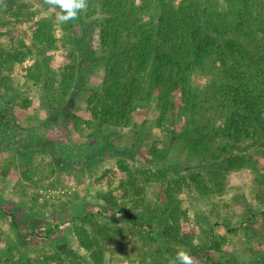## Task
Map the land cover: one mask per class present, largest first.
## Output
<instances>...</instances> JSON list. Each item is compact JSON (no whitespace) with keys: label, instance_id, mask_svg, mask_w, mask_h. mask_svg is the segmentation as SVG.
Segmentation results:
<instances>
[{"label":"rangeland","instance_id":"rangeland-1","mask_svg":"<svg viewBox=\"0 0 264 264\" xmlns=\"http://www.w3.org/2000/svg\"><path fill=\"white\" fill-rule=\"evenodd\" d=\"M141 1L125 0L109 17L88 0L78 19L61 24L44 0H0V264H169L181 247H207L193 264L264 260V137L239 144L210 127L233 111L216 93L234 75L211 55L184 77L165 69L164 86L150 75L132 86L122 60L137 44L135 25H157L162 5L169 13L182 5L187 16L233 11L224 37L252 52L246 36L259 28L246 23L263 5L148 0L141 10ZM69 67L76 77L58 106ZM175 79L189 83L187 96L173 90ZM249 86L257 93L258 83ZM231 157L241 170L228 167Z\"/></svg>","mask_w":264,"mask_h":264},{"label":"trees","instance_id":"trees-1","mask_svg":"<svg viewBox=\"0 0 264 264\" xmlns=\"http://www.w3.org/2000/svg\"><path fill=\"white\" fill-rule=\"evenodd\" d=\"M124 1L99 0V4H101L103 10H106V14L111 17L123 11L127 5ZM141 2V10H146L144 4H147L148 0H142ZM241 2L248 8L252 7L255 9L259 8L260 5H263L264 8V0H243ZM161 8L162 12H160L157 25L151 23L146 29L135 25L139 30V33H136L138 36L137 44L126 53L124 58L122 57L123 61L130 62L125 72L126 77H123L126 78L124 80L131 82L133 86L134 82H139L136 76L141 78L150 75L155 78L156 83L158 82L161 84L160 86H164L162 85L161 72L165 69L173 67L175 68L176 76L184 77L182 75L184 70L200 65L207 57L214 55V63H219L223 72H229L234 75L231 80L232 83L224 84L216 93L217 97H219L217 101L221 100V96L226 98L227 101L231 102L233 111L224 119L221 128L216 129L217 127L212 125L210 127L215 130V136L222 134L227 139H233L234 137L239 144L251 141V144L255 146L262 142L261 136L264 137V117L261 104L264 102V68L261 67V63L264 59L260 58L259 62L261 63H259L256 61L255 56L262 53L264 48V43L261 44L264 41V14L260 13L255 18L251 17L246 23L247 27H249L255 21V25L258 24L259 28L256 32L246 36V40L250 41L248 47L252 49L251 52L242 49L241 43L235 41L232 36L229 38L224 37L232 33L229 25H233V18L236 15L231 10L220 14L211 13L208 9H203L201 13L195 12L192 16L189 13L187 16L182 5L178 7L179 12L177 13L166 12L164 5ZM193 20L196 22L190 23ZM239 21L243 22L245 19L242 18ZM106 22L109 26L118 24V27L121 25V22H114L113 19L106 20ZM222 24H226V26L224 25L223 27ZM121 26L125 27L127 25L122 23ZM183 26L189 33L187 37H181V28ZM258 31L259 33H257ZM244 34L241 31L238 36H243ZM130 35L131 37L135 36V33ZM117 36L115 39L119 40L124 35L123 33H118ZM34 37L36 41L40 39V41L48 42V40H45L44 34L37 35L34 33ZM181 39L184 40V43H179ZM186 46L190 48H184ZM253 46L254 48H252ZM223 48H225L224 51ZM12 60L13 62H19L18 57H13ZM253 67L255 71L252 73L249 70H252ZM118 68L121 70L120 66ZM119 75L120 71L116 73V76ZM75 77L76 73L72 67L67 68L61 75L58 85L60 96L55 101L58 106H63L67 102ZM253 82L258 83L257 93H254L249 86V83L252 85ZM176 88H179L184 97L189 94V83L187 84L184 79H175L173 81V90H176ZM224 148H227V146ZM209 156L212 160L217 159L214 153ZM206 158H204V162H206ZM241 161L245 162L242 158ZM239 162L238 157H231L228 167L233 170H241L245 163L239 164ZM206 249L207 247L199 250L194 249L190 251V254L198 257V252ZM212 250L209 246L207 258H209ZM261 262H264V260L256 264H262Z\"/></svg>","mask_w":264,"mask_h":264},{"label":"clouds","instance_id":"clouds-1","mask_svg":"<svg viewBox=\"0 0 264 264\" xmlns=\"http://www.w3.org/2000/svg\"><path fill=\"white\" fill-rule=\"evenodd\" d=\"M44 3L53 9H59L56 18L61 24L78 19L79 13L88 6V0H44ZM169 264H193V262L189 252L181 247L175 257L169 260Z\"/></svg>","mask_w":264,"mask_h":264}]
</instances>
